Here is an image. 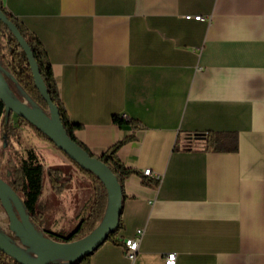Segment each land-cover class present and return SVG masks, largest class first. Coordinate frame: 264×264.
Segmentation results:
<instances>
[{
	"label": "crops",
	"instance_id": "0c3cea01",
	"mask_svg": "<svg viewBox=\"0 0 264 264\" xmlns=\"http://www.w3.org/2000/svg\"><path fill=\"white\" fill-rule=\"evenodd\" d=\"M3 2L46 49L77 139L100 154L135 135L118 151L135 170L120 228L89 264H166L172 252L176 264H264V0ZM208 130L237 132L238 150H205L194 134ZM65 193L80 208L71 222L56 207ZM92 198L87 178L61 193L45 178L37 229L69 236ZM138 229L131 262L123 239Z\"/></svg>",
	"mask_w": 264,
	"mask_h": 264
},
{
	"label": "trees",
	"instance_id": "16d2710c",
	"mask_svg": "<svg viewBox=\"0 0 264 264\" xmlns=\"http://www.w3.org/2000/svg\"><path fill=\"white\" fill-rule=\"evenodd\" d=\"M0 9L12 20L20 30L21 34L27 40L33 51V55L39 66L40 74L47 87L53 103L59 110L60 118L69 136L76 141L81 147L89 152L93 157L99 158L105 163L111 171L116 175L119 183L124 189L125 179L135 170L127 167L118 155L119 149L135 138L134 134L126 135L123 139L108 147L100 154L92 152L83 142L75 136V129L82 126L80 123H74L70 120L64 103L58 89V84L53 74L51 61L48 53L44 48L40 39L31 33L27 26L17 17H15L4 5L3 0H0ZM0 62L4 65L16 79V82L9 79V83L19 85L25 93L31 98L37 106L47 112L49 106L39 88L36 86L28 58L17 38L11 32L9 27L0 21ZM0 123L2 139V150L0 154H5V163L0 159V175L8 181L9 185L22 198L24 205L31 220L38 224L40 221V211L38 210V202L44 191L45 178L48 176L53 190L56 193H61L71 177L64 178V170L60 166H50L46 159L35 147L25 149H17L20 146V130L18 124H25L32 128L35 133L51 141L45 133L36 128L33 124L16 115L13 112H8L4 103L0 100ZM113 121L121 127L140 128L142 124L133 119H126L120 114L113 115ZM17 123V124H16ZM195 138L204 141L205 150L211 151H237L238 150V134L234 131H203L195 132ZM52 142V141H51ZM53 143V142H52ZM54 144V143H53ZM65 155L70 161L86 175L93 185V198L90 205V210L74 231L67 237L60 234L47 232V236L59 241H72L89 234L98 222L102 219L107 205V189L105 184L92 171L83 169L77 162L73 161L66 153ZM1 157V156H0ZM8 167V172L3 167ZM3 170V174L1 171ZM147 184H153L146 181ZM157 184V183H155ZM116 233V232H115ZM111 234L109 238H112ZM90 255L75 264H89ZM0 264H21L8 254L0 250ZM63 264V263H55Z\"/></svg>",
	"mask_w": 264,
	"mask_h": 264
},
{
	"label": "water",
	"instance_id": "95a60500",
	"mask_svg": "<svg viewBox=\"0 0 264 264\" xmlns=\"http://www.w3.org/2000/svg\"><path fill=\"white\" fill-rule=\"evenodd\" d=\"M0 21L9 27L24 49L36 86L49 106V111L46 112L33 101L37 107L17 99L9 83V79L14 82L16 79L0 62V100L4 103L6 110L33 124L83 169L92 171L105 184L108 194L104 215L89 234L72 241H59L37 229L22 198L0 175V203L8 216L10 230L7 232L0 225V250L21 264H75L91 255L120 228L123 188L116 175L103 161L91 156L69 136L60 118L59 110L48 94L27 40L17 25L1 9ZM17 86L22 89L19 85Z\"/></svg>",
	"mask_w": 264,
	"mask_h": 264
},
{
	"label": "rangeland",
	"instance_id": "374dc122",
	"mask_svg": "<svg viewBox=\"0 0 264 264\" xmlns=\"http://www.w3.org/2000/svg\"><path fill=\"white\" fill-rule=\"evenodd\" d=\"M10 86L13 88V95L21 100L26 102L29 105H33L34 107H37L30 97L22 90L19 89L18 86H14L12 82H10ZM49 110H47L48 112ZM17 124V123H16ZM19 130H20V139L21 144L19 147L25 148L27 146H33L38 149V151L43 155V157L46 159V162L50 166H60L63 168V170L68 173L72 178H87L86 175H83V173L70 161V159L65 155V153L60 150L55 144H53L51 141L42 138L38 136L35 131L30 128L29 126L25 124H18ZM35 145V146H34ZM0 159L3 161L2 165L5 163V156L2 154ZM6 170L8 172V167H3V170ZM3 170L1 173L3 174ZM76 174V175H75ZM69 175H65L64 178H66ZM74 175V176H73ZM48 177V176H47ZM46 177V178H47ZM49 178V177H48ZM78 182H80L79 179H77ZM90 180V179H89ZM50 182V179H49ZM51 184V182H50ZM81 184V183H80ZM82 185V184H81ZM68 193H65V195L58 197V205L56 206L58 211L64 213V219H66V222L72 221V216L74 213H77L80 211V208L76 205H74L75 198L74 197H67ZM86 195V194H85ZM86 197L82 201H85ZM52 209H54L55 205L53 202L50 203V206ZM79 208V210H78ZM0 214L2 215L3 222H8L9 225V219L6 214V211L2 204L0 203ZM55 218V212L52 214H48L46 222H52ZM1 221V218H0Z\"/></svg>",
	"mask_w": 264,
	"mask_h": 264
},
{
	"label": "built area",
	"instance_id": "2783aa9c",
	"mask_svg": "<svg viewBox=\"0 0 264 264\" xmlns=\"http://www.w3.org/2000/svg\"><path fill=\"white\" fill-rule=\"evenodd\" d=\"M188 18H195L197 20H202L204 17L202 15H196V16H187ZM142 173L146 176H155V178L160 179V175L156 174L152 171L151 168H144L142 170ZM144 230L143 229H138L137 233L133 237H128L123 239V244L125 247V253L129 260L131 262H134L137 256V253L139 251L140 243L142 240ZM166 264H176V253L172 252L168 254L166 258Z\"/></svg>",
	"mask_w": 264,
	"mask_h": 264
},
{
	"label": "flooded vegetation",
	"instance_id": "af4514ba",
	"mask_svg": "<svg viewBox=\"0 0 264 264\" xmlns=\"http://www.w3.org/2000/svg\"><path fill=\"white\" fill-rule=\"evenodd\" d=\"M10 235H12L11 233H9Z\"/></svg>",
	"mask_w": 264,
	"mask_h": 264
}]
</instances>
